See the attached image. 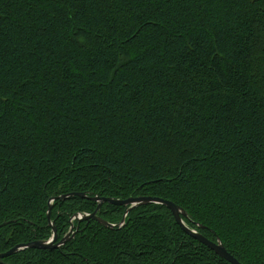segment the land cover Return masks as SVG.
<instances>
[{"label":"trees","instance_id":"1","mask_svg":"<svg viewBox=\"0 0 264 264\" xmlns=\"http://www.w3.org/2000/svg\"><path fill=\"white\" fill-rule=\"evenodd\" d=\"M158 197L264 264V0H0V254L52 198ZM55 200L6 264H230L164 205Z\"/></svg>","mask_w":264,"mask_h":264},{"label":"water","instance_id":"2","mask_svg":"<svg viewBox=\"0 0 264 264\" xmlns=\"http://www.w3.org/2000/svg\"><path fill=\"white\" fill-rule=\"evenodd\" d=\"M71 197H80L83 199L87 198V199H91L94 202L99 203L97 210L95 212H93L92 214H78L73 218L72 227L70 230L71 233L74 232L73 221L76 219L79 221L93 219V220L99 221L104 226L112 227L113 225H111L110 223H108V222L102 220L100 217H98V211H99L100 207L102 206V204H104V203H109V204H113V205L127 207V211H126V214L124 216L123 223H124L127 215L130 213V211H132L133 209H135L141 205H148V204L164 205L172 212V214L176 220V223L184 230V232L187 235H189L190 237L194 238L195 240L199 241L200 243L204 244L205 246H207L208 248L213 250L216 254H218L221 258H223L224 260H226L230 264H242L226 250V248L224 247V245L220 241L215 243V242L207 239L206 237H204L203 235H201L197 231L190 229L183 220V217H188L185 210L182 207L176 205L175 203H173L169 200H165V199L158 198V197H131L127 200H119V199H114V198H99V197L91 198V197H88V195L86 193H72V194L52 198L50 201V207H49V212H48V221L53 228V232H54L53 237L49 241H34V242H31L28 244L17 245L16 247L11 249L10 251L3 253V254H0V264H6V263H4V259H7V258L13 256L14 254H17V253L24 251V250H27V249H44V250H47V249H57V248H60L61 246H63L70 239V236L68 235L62 241H60L59 243H56V241L58 240V234H57V229H56L54 223L51 221V211H52L53 202L55 200H60V199L65 200V199H68ZM3 226H4V224L0 225V228H2Z\"/></svg>","mask_w":264,"mask_h":264},{"label":"flooded vegetation","instance_id":"3","mask_svg":"<svg viewBox=\"0 0 264 264\" xmlns=\"http://www.w3.org/2000/svg\"><path fill=\"white\" fill-rule=\"evenodd\" d=\"M77 231H74L73 233H71L73 236L76 234ZM56 243H59L58 240L56 241Z\"/></svg>","mask_w":264,"mask_h":264},{"label":"rangeland","instance_id":"4","mask_svg":"<svg viewBox=\"0 0 264 264\" xmlns=\"http://www.w3.org/2000/svg\"><path fill=\"white\" fill-rule=\"evenodd\" d=\"M97 210V209H96Z\"/></svg>","mask_w":264,"mask_h":264}]
</instances>
